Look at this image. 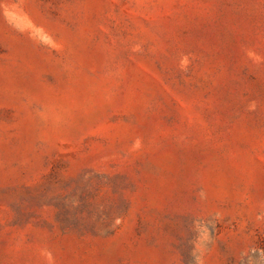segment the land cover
Listing matches in <instances>:
<instances>
[{
  "label": "rangeland",
  "instance_id": "rangeland-1",
  "mask_svg": "<svg viewBox=\"0 0 264 264\" xmlns=\"http://www.w3.org/2000/svg\"><path fill=\"white\" fill-rule=\"evenodd\" d=\"M0 264H264V0H0Z\"/></svg>",
  "mask_w": 264,
  "mask_h": 264
}]
</instances>
